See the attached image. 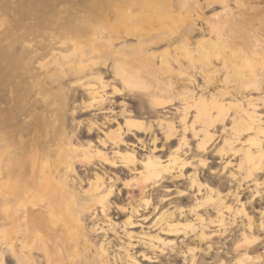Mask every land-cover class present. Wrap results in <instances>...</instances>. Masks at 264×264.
<instances>
[{
  "label": "bare ground",
  "instance_id": "1",
  "mask_svg": "<svg viewBox=\"0 0 264 264\" xmlns=\"http://www.w3.org/2000/svg\"><path fill=\"white\" fill-rule=\"evenodd\" d=\"M0 1L16 27L26 21L6 27L0 15V264H223L214 242L209 255L199 245L225 234L227 212L247 221L246 237L240 192L264 199V42L234 25L226 36L248 45L251 61L202 56L217 30L194 0ZM200 19L189 39L198 65L185 54ZM78 164L94 167L80 174ZM102 165L125 169L123 189L137 194H120ZM181 178L185 189L171 193L161 183ZM157 188L167 194L156 202Z\"/></svg>",
  "mask_w": 264,
  "mask_h": 264
},
{
  "label": "rangeland",
  "instance_id": "2",
  "mask_svg": "<svg viewBox=\"0 0 264 264\" xmlns=\"http://www.w3.org/2000/svg\"><path fill=\"white\" fill-rule=\"evenodd\" d=\"M82 1L83 0H80V1L75 0L74 2L76 5V2L78 4H81ZM194 1L199 5V7H196L195 15L198 14L200 17L203 16L204 19H206V21H208L211 24L210 26H214V29L217 30V39L218 40L217 41L209 40L208 42H206L207 45L203 48V50H201L202 56L213 57V56H218V55L221 56V55L227 54L229 57L232 58L233 62H237L238 64H242L243 60L247 61V62L251 61V55H249V52H247V49L249 48L248 45L245 46L244 44L235 41L232 37L231 38L227 37L226 36L227 35V28L228 27L231 28L234 25H236V26L240 25L244 28L242 29V28H240V26H238V27H236V29H241V32L244 33L246 36H250L251 38H255V39L260 40L261 42H264V0H248V1L247 0H217V3L211 4L210 8L205 7L204 0H194ZM70 4H72V3H70ZM187 4H189V0H187ZM1 5H3V3H1ZM73 7H75L74 4H73ZM77 7H79V5ZM211 8H213L214 11L211 10ZM9 11H7V12L9 13ZM1 12H2V16L4 18V22L7 23V21H10L9 25L6 24L8 26H6L4 24V22L1 23L4 25V28H5V26L6 27H9V26L10 27H12V26L16 27V25L18 23L14 24V22H12V21H14V17L12 18V16H13L12 10H11L12 16L9 14H6V13H5V15H3V13L5 11H2V10H0V15H1ZM214 13H216V15H213ZM217 15H219V16L221 15L222 19H219ZM8 16H9V20L7 18ZM3 18L1 19V21L3 20ZM15 21L17 22L19 20H15ZM23 21L22 20L19 21V23L21 24V25L19 24L20 26H23L26 23V21H24V23H23ZM206 21H204V22H206ZM220 21H221L222 25L217 26L216 24H218ZM11 23H12V25H11ZM203 24L204 23L201 22V19L197 20L196 24L194 25L195 29H196L195 32L186 37L187 45L191 49L187 48L185 55L187 56V58H190L191 60H193L198 65H200L199 60H198V55H200V48L195 47L196 45H194V47H192V43L189 39H191L193 36L196 37V36L200 35V27H204ZM18 26L16 28H18ZM20 26H19V28H20ZM223 28H226V29L223 30ZM220 43L222 44V46L218 47V44H220ZM164 48H165V46L161 45L157 49L161 50ZM180 57L183 61H187L186 59L183 58V56H180ZM188 71H190V67H188ZM219 75L215 79V83H214L215 86L213 88H210V91L213 93L216 92V90H218V88H223L222 87L223 84L219 81L220 80ZM109 78H110L109 76H106V79H109ZM197 83L203 84V81L200 79V77H197ZM121 98H124V97L120 96V97H115L113 99L114 100L116 99L117 101H121ZM260 111L263 112V115H264V108L260 109ZM88 114L89 113L87 112V113H81L79 115L75 114V116L80 117L81 119H86ZM263 120H264V116H263ZM66 125L68 127L71 126L69 115H67V118H66ZM157 131L158 130H156L155 132L158 135V138H159L158 144L160 143L159 144V146H160L163 143V141L161 139V135ZM78 136H79L80 140H82V141H84L85 139H88L87 137L81 136L80 134H78ZM138 136L141 137L140 134ZM128 141L134 142L133 139L128 140ZM194 143H195V141L193 139H190L191 147ZM134 144H136V143L134 142ZM165 144L168 146H171L174 144V141H168V142H165ZM218 146H219V143H218ZM158 154H161V153H158ZM208 159H209L208 162H211L209 165L213 169H217V168L219 169L221 162L218 159V157L212 156ZM234 160H233V163L235 162ZM85 167H88V166H83L81 164L77 165V170L79 171L80 174H87V172H89L88 170L90 168H85ZM93 167L94 166L91 167L90 171H92ZM99 168H100V166L97 167V169H99ZM102 168L106 173L116 174V176L119 177V180L116 182L115 186L118 189H120V194H121V192H127V193L129 192V195L130 194H134V195L137 194L136 190H133V189L132 190L131 189L125 190V189H123L122 180L125 178L127 179V177H129L128 172H126L125 169H123V168H111L110 166H107V165H102ZM84 170H85V172H84ZM186 171L190 172V169H187ZM206 175L208 176V173H206ZM240 175H241L240 178H242L244 174L241 173ZM210 177H213V176H210ZM260 181H264V175H262L260 177ZM243 182L244 183L248 182L249 189L252 188V186L250 185L251 182L249 183V181H247V179H245V181H243ZM161 183L163 184V186L169 187V191L171 193L174 190V186H176L177 188H180V189H183V188L185 189L187 182H186L185 178H181L179 180H174V181H172L170 179L164 180ZM233 184L234 183H232V185H231L232 189H234ZM258 189L260 191H263L262 186L258 187ZM154 193H155V195L153 196L152 201H156V202H157V200H159V198H158L159 195L167 194L165 192H161V188L155 189ZM187 193L190 194L192 192H190V190H187ZM240 193L241 194H240L239 199L241 201L246 202L247 213L249 212V215L252 217V228L250 230L245 231L246 237L239 235V233H241V229H243L244 226H247V221L245 219L241 218V215H240V217H238L237 219H235L233 221L231 213L227 212V214L226 213L224 214L226 216L228 215L227 217L224 216V218L226 217L224 219V224H225V226H224L225 232L224 233L225 234L222 237H212L209 240V242H202L199 245V252H200V254H206L207 252H208V255L213 254L214 251L208 250L207 246L209 244H212V242H214L213 246L215 247V251L217 252L218 259L222 260L223 264H237L239 262L240 263L242 262L244 264H251L252 258L257 259V262L255 264H264V199L255 198L249 202L248 197L250 196V192L247 190H243ZM189 194L187 196L183 197V203L185 205H189L191 200H192V198ZM170 197H171L169 199L170 201H168L166 203L177 200L176 197L175 198H173L172 196H170ZM43 199H45L43 197V195L38 196V200L36 201L37 204L35 206L36 210H38V208H39L37 206L45 205V203L42 201ZM232 207H233V209L237 208L236 202H233ZM22 210L23 209L22 208L20 209V206H19L16 213H20ZM228 217H230L232 220H229L230 218L227 219ZM3 220L4 219H0V221H3ZM20 220L23 221L22 218H20ZM3 222L6 224H3L2 226L7 228V225H9V222H7V220L3 221ZM259 223H260V227H261L260 230H259ZM144 226L145 225H143V227ZM25 229H26V226L23 227V224H22L20 233H23L25 231ZM213 229L214 228L206 229L205 233H210V231ZM130 230L137 232V231H139V228L133 227V228H130ZM252 233H254V234H252ZM1 248H2V250L3 249L7 250L5 244H2L0 242V249Z\"/></svg>",
  "mask_w": 264,
  "mask_h": 264
}]
</instances>
